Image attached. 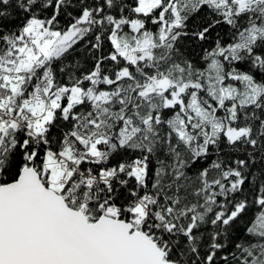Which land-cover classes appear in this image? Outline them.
<instances>
[{
	"label": "snow or ice",
	"instance_id": "obj_1",
	"mask_svg": "<svg viewBox=\"0 0 264 264\" xmlns=\"http://www.w3.org/2000/svg\"><path fill=\"white\" fill-rule=\"evenodd\" d=\"M0 264H264V0H0Z\"/></svg>",
	"mask_w": 264,
	"mask_h": 264
}]
</instances>
